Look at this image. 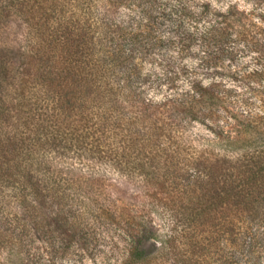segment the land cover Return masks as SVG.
<instances>
[{
	"label": "trees",
	"instance_id": "1",
	"mask_svg": "<svg viewBox=\"0 0 264 264\" xmlns=\"http://www.w3.org/2000/svg\"><path fill=\"white\" fill-rule=\"evenodd\" d=\"M60 5L0 0V33L13 18L24 33L12 76L0 57V254L11 264H58L75 240L32 231L57 234L56 221L82 241L96 205L125 239L121 264H264V69L249 74L260 86L253 101H235L225 82L193 72L179 92L172 59L158 64L159 79L145 70L156 47L151 20L139 34L95 10ZM219 17L199 40L188 34L182 53L200 40L206 55L233 52L248 39L245 26ZM190 69L184 64V74ZM161 80L166 92L146 98L143 86ZM192 123L211 137L193 140ZM52 156L113 170L135 186L131 205L112 199L85 204L83 214L67 211L69 168L58 169ZM34 236L46 245L41 256Z\"/></svg>",
	"mask_w": 264,
	"mask_h": 264
},
{
	"label": "rangeland",
	"instance_id": "2",
	"mask_svg": "<svg viewBox=\"0 0 264 264\" xmlns=\"http://www.w3.org/2000/svg\"><path fill=\"white\" fill-rule=\"evenodd\" d=\"M57 1L61 2V5H64L65 10H68V8L73 10H95L99 12L103 19L107 17L105 20L121 25L125 29H128L129 32L141 34L147 27L148 21L151 20L154 23L153 30L156 47L152 53L147 55L148 62L145 65V70L153 75L155 74L154 77L157 76L156 78L153 77V79H159V74L163 75V71L158 64H161L168 58L172 59V69L174 68V71L178 74L176 88L179 92L185 88V84L190 80L187 76L193 72L196 74L197 80L202 79V81L210 82L213 79L225 82L228 87L234 90L236 95L235 101L238 99L255 100V89H258L260 86H258L254 77H249V74L264 69V0ZM147 10H149L150 16L145 14ZM220 15L227 16L233 22L239 23V26H245L249 32L248 39L241 40L242 42L237 46L232 45L235 48L233 52L225 50L224 53L220 52L217 54L218 51H216L214 54L206 55L204 48L202 49L200 46V40L199 42H192L191 46L193 44L194 46L185 49V52L182 53V45H184L188 37L187 35L192 33L199 40V37L202 36L207 28L215 25V21L220 20ZM11 20L16 21V18ZM11 20L6 23L4 30L0 33V50H2L0 57L5 59V62H9V66L6 62L5 65L2 64V67L7 66V68H10L5 71L9 76L14 74L11 68L14 67V62H16L15 52L19 47L18 41L24 35L21 25L16 24V22L13 23ZM249 41H253L254 44L249 45ZM216 57L220 59V63L215 64L213 58ZM175 62L176 64H174ZM19 64L17 62L15 66ZM184 64L191 68L188 74H184L183 72ZM28 74H33V72ZM163 81L144 85V92L146 90L145 97L154 98L160 95L158 92L161 94L166 92L165 88L162 89V86L159 85L160 82L163 84ZM146 86L148 87L146 88ZM13 87V84L4 83L2 91H5V94H9V91L13 90ZM187 133L190 134L193 140H198V137H211L198 123L188 124ZM52 158L53 161H56L58 169L63 168L65 170L69 168L66 172L72 182L64 183L63 187L65 188L63 189L68 199L73 200L71 203L73 206H71L72 208L67 207V211L70 209V211H77L83 214L85 204L90 202L98 204H104V202L110 203L112 199L114 201L117 199L118 204L121 205L120 207L131 205L132 200L129 198L132 199L131 195L134 194L135 186L120 183L119 178H117L113 170L107 167L92 169L89 163H83V161L77 160L74 157L61 159V161L54 156ZM99 178H102L100 182L97 181ZM110 196L112 198L109 199ZM59 208V206H54L55 212ZM90 208L92 209L90 211L91 214H89L90 220H94L92 217L94 214L97 221L96 219L94 220L95 223L91 226L89 236L82 241L77 239L78 236L72 237V232L66 226L60 227L55 224L58 223L56 221H54L53 228L57 230V234L52 233L46 236L40 234V232L36 234L32 231V235H39V237L45 240L62 241V237H64L66 241H76L65 244L72 246H67L69 249L65 254L60 256L57 261L58 264H121L126 257L127 245L125 244V239L121 232L112 228V226L115 227L113 224L115 221L110 220L111 213L102 214L98 212L99 209L96 208V205H91ZM47 210L44 208L42 213L52 211V209ZM123 212L124 209L121 210L119 215L123 214ZM51 215H55L54 212ZM21 216L22 219L26 217L24 212ZM104 221L108 223L103 224ZM109 222H112V224L110 225ZM33 238V252L41 256V251L46 248V245L40 243L39 240L36 242V236ZM4 258L5 254H0V264H11L8 259Z\"/></svg>",
	"mask_w": 264,
	"mask_h": 264
}]
</instances>
